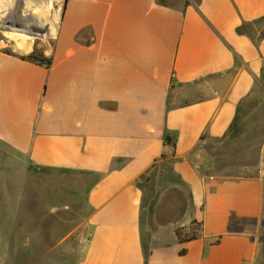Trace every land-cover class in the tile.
Listing matches in <instances>:
<instances>
[{"label": "crops", "instance_id": "crops-1", "mask_svg": "<svg viewBox=\"0 0 264 264\" xmlns=\"http://www.w3.org/2000/svg\"><path fill=\"white\" fill-rule=\"evenodd\" d=\"M263 27L264 0H67L49 68L0 50V141L83 179L74 264L264 258Z\"/></svg>", "mask_w": 264, "mask_h": 264}, {"label": "rangeland", "instance_id": "rangeland-1", "mask_svg": "<svg viewBox=\"0 0 264 264\" xmlns=\"http://www.w3.org/2000/svg\"><path fill=\"white\" fill-rule=\"evenodd\" d=\"M28 1L0 0V7L13 9L16 6L17 14L22 16ZM166 2L179 3V0ZM62 7L63 0H50L42 27L44 33L31 38L27 47L20 45V38H30L27 31L31 29H14L5 25L6 21H1L0 50L14 55L12 49L16 46L25 49L24 55L34 49L43 53L49 50ZM82 181V178H67L62 173L35 168L21 154L0 141V264H74L77 258L75 251L82 239L80 235L67 233L81 221ZM68 182L73 185H65ZM77 182L79 186L75 184ZM65 201L69 205L67 209L63 208ZM187 226L189 231H185V227L176 230H180L183 237L190 235L192 230L198 232L197 225L190 222ZM248 229L255 240L262 243L264 252V216L260 226H249ZM257 264H264V258Z\"/></svg>", "mask_w": 264, "mask_h": 264}, {"label": "bare ground", "instance_id": "bare-ground-1", "mask_svg": "<svg viewBox=\"0 0 264 264\" xmlns=\"http://www.w3.org/2000/svg\"><path fill=\"white\" fill-rule=\"evenodd\" d=\"M37 3H39V5ZM6 8L7 9H1L0 7V22L6 21L5 25L8 24L10 25V27L14 29H21L22 27L23 28L29 27V29H31L27 31L30 38L28 39L20 38L21 46L27 47L28 45L27 43L31 38H34V37L36 38L38 36H41L44 33L42 27L44 26L46 22V13L49 12L50 0H41V1L40 0H30L28 1V4H26V8L22 16L21 14L19 15V13L17 14L16 6L13 9L10 7H6ZM16 48L22 51L25 50L17 46Z\"/></svg>", "mask_w": 264, "mask_h": 264}, {"label": "trees", "instance_id": "trees-1", "mask_svg": "<svg viewBox=\"0 0 264 264\" xmlns=\"http://www.w3.org/2000/svg\"><path fill=\"white\" fill-rule=\"evenodd\" d=\"M67 0H63V7H62V11L64 10V6ZM158 3L162 4V5H168V3L166 2V0H157ZM239 32H241V28H239L238 30ZM259 38H264V27L261 29L260 33H259ZM1 52L8 54V55H14L9 51L6 50H1ZM16 56V55H14ZM18 58H20L21 60L24 61H28L31 62L33 64L45 67V68H49L52 64V57L50 56H45L44 53L41 50H37L34 49L33 51H31L30 53H28L27 55L24 56H17ZM192 225H197V227H199V224L196 223L195 221H191ZM199 230V229H198ZM196 232H191L190 235H187L185 237H183L181 235V231L180 230H175V236L178 239L179 242H187L190 240H193L196 237V234L198 233L197 230L195 229ZM179 254H183V251H181Z\"/></svg>", "mask_w": 264, "mask_h": 264}, {"label": "water", "instance_id": "water-1", "mask_svg": "<svg viewBox=\"0 0 264 264\" xmlns=\"http://www.w3.org/2000/svg\"><path fill=\"white\" fill-rule=\"evenodd\" d=\"M12 50L15 53V55H24L25 54L24 51L19 50V49L15 48V47Z\"/></svg>", "mask_w": 264, "mask_h": 264}]
</instances>
